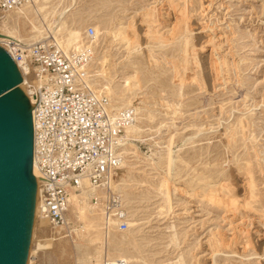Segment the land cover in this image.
<instances>
[{
	"label": "rangeland",
	"instance_id": "obj_1",
	"mask_svg": "<svg viewBox=\"0 0 264 264\" xmlns=\"http://www.w3.org/2000/svg\"><path fill=\"white\" fill-rule=\"evenodd\" d=\"M169 1L76 0L65 17L64 28L81 31L85 20L96 18L99 25L89 28L99 34L106 73L114 75L118 65L115 85L123 86L125 98L143 107L145 115L140 125L146 132L135 143L140 163L128 187L131 226L103 232L106 240L110 234L117 243L121 239L120 248L127 254L136 255L139 248L148 264H170L178 255L186 264H264V0H190L181 41L158 48L148 31L173 29L176 15ZM57 2L70 4L53 0ZM151 10L157 12V24L145 17ZM28 18L33 21V15ZM11 21L0 22V30L16 27L20 36L38 35L31 25L24 27L20 16ZM87 73L94 75L88 68ZM133 75L140 90L126 82ZM93 85L98 95L106 96ZM112 104V116L129 109L119 111L120 105ZM167 147L173 157L168 170L166 165L158 170L148 165L150 150L162 154ZM122 172L115 185L120 188ZM163 173L170 174L176 190L169 209L160 214L155 186ZM78 213L68 214L71 235L55 236L37 218L29 247L31 264H78L87 249L95 256L101 245L83 240L88 233L81 230ZM169 226L178 245L169 243ZM104 257L110 260L107 248Z\"/></svg>",
	"mask_w": 264,
	"mask_h": 264
},
{
	"label": "built area",
	"instance_id": "obj_2",
	"mask_svg": "<svg viewBox=\"0 0 264 264\" xmlns=\"http://www.w3.org/2000/svg\"><path fill=\"white\" fill-rule=\"evenodd\" d=\"M36 0H0V17L31 6ZM88 29V36H94ZM88 52L66 53L58 40L10 41L0 45L28 78V98L34 128V158L41 178L37 181V209L55 236L73 234L69 219L72 195L85 197L103 213L107 228L128 227V214L115 190L123 165L125 128L134 123L130 109L111 124L110 102L85 83L91 63ZM97 96H96V95ZM107 262L104 261L102 264ZM118 264L127 263L124 260Z\"/></svg>",
	"mask_w": 264,
	"mask_h": 264
},
{
	"label": "bare ground",
	"instance_id": "obj_3",
	"mask_svg": "<svg viewBox=\"0 0 264 264\" xmlns=\"http://www.w3.org/2000/svg\"><path fill=\"white\" fill-rule=\"evenodd\" d=\"M178 1H180L182 3V6H180L177 3L175 4L172 0L169 1L170 3H172L174 5L173 8H171V9H174L173 11L175 13L173 12L174 13L173 15H176L175 26L173 27V29L171 31H167V30L164 32L162 31V33H161V31H157V30L148 31L149 32L148 33L149 38H151V41L153 42V45L155 47L164 48V47L169 46L173 43L175 44V43H178L181 41V39L183 37L182 30H184V28L182 27V29H180V27L185 22H188V19L190 17L188 15L189 14L190 0H178ZM75 2H76V0H70V4L65 6L64 4H58V2L53 4V0H36L35 3L31 6H28L24 9H21L15 13L8 14L6 17H0V22L6 21V23H9V21L12 22L11 19L13 17L20 16V19H22L24 27L31 25V27L34 29V31H36L38 34V35H32L31 36L29 34L24 33V34H22V36H20V33L16 27H12L11 29H7L6 27H4V29L0 30V45H3L4 43H8L10 41H20V42H23L26 40H27V42L38 41V40L45 39V38L50 37V36H53L58 40L59 45L61 46V48L66 53L88 52L86 45H90L89 47L92 48L93 53H91V56H92L91 63H90L91 65L89 64L87 68L91 69V71L94 74L93 75L94 78L92 76H89V78H86L85 79L86 85L91 90H94V89H92V86H91L93 84H94L93 86H97V87L101 88L103 90V92L106 94V97L108 98V100L110 102L109 104L111 106V109L113 108L112 102L116 101V103L120 105V107H118L119 111L123 110L125 108H129L131 110V112L134 114V123L125 128L126 143L124 144V146L121 149V152H122V155L124 158L123 165L121 168L123 171L122 176H121V188H120V184L115 186V190L117 191V193L120 192L118 194L122 197V199L124 201L127 214L131 215V214H129V211H128V209L131 205L130 206L127 205L128 200H129L128 187H129V182L131 184V181H133L132 180L133 172L137 167L136 164L140 163V160L138 159V156H137V147H136L137 145L135 143L137 141L141 140L142 135L146 132V130L143 127H141V125H140L141 122L143 121V117L145 116L143 114L144 110H143V107L134 106V104L130 98H125L126 89L125 88L123 89V86H116L115 85L116 80L118 78V74H119L117 72L118 70L116 67L118 65L114 66L115 67L114 73H113L114 75H112V74L108 75L106 73V71H105L106 53H105V51L99 50V45H98L99 34L94 33L93 37H89L87 34L89 26L99 25L96 18L94 16H91L87 20H85L84 22H86V24H84L82 31L80 28H70V27L64 28L65 22H66L65 17L67 15V13L70 12V8H71V6L74 5ZM155 10H157V9H155ZM148 11H150V9ZM152 12L153 13L147 14L148 17L147 16H145V17L147 18L148 22H153V23L155 22L157 24V21H156V19L158 17L156 15L157 12H156V14H154V11H152ZM31 15H33V21H31V19L28 18V16L30 17ZM153 23H151V24H153ZM159 26H160V24H159ZM121 30H118L119 34H120ZM96 32H97V30H96ZM83 35L85 38H83ZM59 36H60V38H59ZM85 40H88V42H85ZM184 40H186V39H184ZM71 47H74V48L76 47V51H68V49H70ZM93 48H95L96 50H94ZM136 48L133 47L135 52L138 51V49H136ZM127 49H128V47H127ZM132 53H134V52H132ZM132 53H129L127 55V58L130 57ZM192 53H194V52H192ZM184 57H186V56H184ZM216 72H215V74H216ZM90 77H92V78H90ZM27 81H28L27 76L25 74H23V83L20 86V89L22 91H24ZM126 82L132 83L131 85L134 89L137 88L138 90H140L139 89L140 88L139 87L140 86L139 79L137 78V76H134V75L130 76V77L128 76V78H126ZM94 92L96 93L95 90H94ZM110 106H109V109H110ZM120 116L118 114H115L112 116V114H111V116H110L111 124H115L119 120ZM149 119H151V116H149ZM167 148H168L167 153L164 152L162 154H160L161 152L158 150H150L149 155H147V158H145L146 161H149L148 165H150L152 168H155L156 170L163 169L164 165H166V169L168 170L170 168L171 164L173 163V157L171 155L172 152L170 151V148L169 147H167ZM144 156H146V155H144ZM155 158L157 160H155ZM167 167H169V168H167ZM167 170H166V172H167ZM247 171H250V170H247ZM250 173L252 174L251 171H250ZM163 174H165V173H163ZM32 175L36 178V182L39 181L41 178L40 172H39L37 164L35 162H33ZM170 179H171L170 174L167 173V174H165L164 177L162 176V178L159 180V182L155 186L157 193L160 197V200L162 202L161 203L162 209L160 207V209H161L160 214L167 212V210L169 209L170 204H171L172 193L176 190V189H172V187H171L172 185L170 184ZM138 180H140V179H138ZM134 181H135V179H134ZM135 182H138V181H135ZM145 183H146V181H145ZM135 184H138V183H135ZM178 191H180V190H178ZM37 195L38 194L36 192V200H35L36 202H35V207H34L33 226L35 227V224L37 222V218H38V220L40 219L41 222L46 224V226H49L47 221H45L44 219H42L39 216L38 209H37ZM76 202L79 204H83V205H90L93 207V210H89L85 207L79 206V205L75 204ZM127 206H129V207H127ZM95 208L96 207L94 205H92L91 203H89L85 199V197L78 196V195H72L70 212H76V211L79 212L78 214L80 215V217L83 221V226H82L81 230L84 231L85 233L86 232L88 233V236H84L83 240L85 242H87V245H90V246H92L96 243H99L101 245L100 248L98 250H96L95 256L92 255V253L90 252L89 249L85 250L82 253V255H80L77 258L78 264H101V262L105 261L104 256L106 254V248L108 249L110 260L107 261L105 264H118V262L121 260H124L127 263L136 262L139 264H141V263L142 264H148L147 260H146L147 257L146 258L144 257L145 254L143 255V254H141L142 252H138V251H140L139 248H138L136 255H131V254H127L126 252H123L121 250L120 245L123 244V241L121 239H118V243H117V241L114 239V236H111V234H110L109 239L106 240V237L108 235L106 232H103V229H106V230L112 229L113 230V229L117 228V225H116V223H114L113 227L107 228V226L105 225L104 216H102L103 213L102 214H101V212L99 213L98 211H96L97 209H95ZM130 211H132V210H130ZM132 218H133V215H132ZM130 219L131 218L128 216V221H127L128 227L127 228H129L131 226V220ZM103 222H104V224H103ZM168 229H170L169 243L172 244V246L178 245L179 240H178V237H177L175 231L173 230L174 228L172 226H169ZM127 231H125L124 236H128L127 233H129V232H127ZM104 234H105V236H104ZM31 235H32V238L35 236L34 230H33ZM130 235H132V234H130ZM122 238H123V240L125 239V237H122ZM123 246H125V248H126L127 245H123ZM28 255H29V253H28ZM27 264H31V255L28 256ZM170 264H186V263H185V259H183V257L181 255H178L174 261L170 262Z\"/></svg>",
	"mask_w": 264,
	"mask_h": 264
},
{
	"label": "water",
	"instance_id": "obj_4",
	"mask_svg": "<svg viewBox=\"0 0 264 264\" xmlns=\"http://www.w3.org/2000/svg\"><path fill=\"white\" fill-rule=\"evenodd\" d=\"M22 83L0 47V264H27L36 202L33 108Z\"/></svg>",
	"mask_w": 264,
	"mask_h": 264
}]
</instances>
